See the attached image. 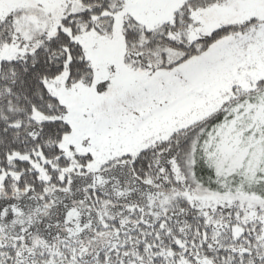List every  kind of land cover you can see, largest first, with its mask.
<instances>
[{"label":"snow or ice","instance_id":"6c2138e0","mask_svg":"<svg viewBox=\"0 0 264 264\" xmlns=\"http://www.w3.org/2000/svg\"><path fill=\"white\" fill-rule=\"evenodd\" d=\"M0 264H264V0H0Z\"/></svg>","mask_w":264,"mask_h":264}]
</instances>
